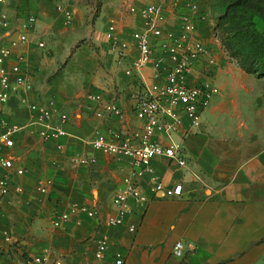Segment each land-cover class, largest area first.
Returning a JSON list of instances; mask_svg holds the SVG:
<instances>
[{
  "label": "crops",
  "instance_id": "crops-1",
  "mask_svg": "<svg viewBox=\"0 0 264 264\" xmlns=\"http://www.w3.org/2000/svg\"><path fill=\"white\" fill-rule=\"evenodd\" d=\"M198 1V31L218 65L201 60L193 77L213 81L220 93L204 111L199 128L192 129L185 118L175 135L184 146L187 164L166 157L153 160L159 179L167 187L182 183L183 195L153 194L150 175H145L140 186L150 196L149 204L143 208L130 199L131 212L119 226L106 221L117 215L114 197L131 170V160L105 153L88 141L143 127L135 111L136 91L141 77L149 82L157 78L152 67L126 74L139 53L132 34L142 27L140 17L129 9L161 5L165 28L174 31L180 30V15L189 10L179 0H102L95 15L88 3L63 0L73 12L68 22L57 0L0 4V13L10 20V30L0 27V47L17 37L31 16L37 17L29 30L30 42L0 61V67L10 71L23 55L22 71L34 83L32 91L22 90L7 103L0 102V119L23 126L14 134L12 147L2 144L9 158L2 170L10 173L13 191L0 196V264H26L45 249L52 252L47 264H116L117 253L123 255V264H264V82L231 61L217 37L207 35L202 27L211 22L210 0ZM113 19L119 36L129 43L122 64L105 35ZM88 93L115 102L122 115L97 116L100 105L87 99ZM49 99L68 114V134L44 141L29 105ZM157 137L168 144L167 136ZM82 158L96 161L83 164ZM19 168L25 169L23 175L17 174ZM45 179L53 182L48 193L38 190ZM73 203L95 210L96 216L81 212L56 227L55 217ZM131 224H136L135 232ZM101 238L109 242L104 259L96 257ZM180 241L185 247L182 257L174 252Z\"/></svg>",
  "mask_w": 264,
  "mask_h": 264
},
{
  "label": "built area",
  "instance_id": "built-area-1",
  "mask_svg": "<svg viewBox=\"0 0 264 264\" xmlns=\"http://www.w3.org/2000/svg\"><path fill=\"white\" fill-rule=\"evenodd\" d=\"M7 1L9 0H0V4ZM179 1L189 10V12L180 15L179 31L165 28L167 16L161 5H132L129 9L132 15L140 17L142 27L132 34L139 53L138 57L126 69V74L141 73L144 68L152 67L156 72L157 80L149 82L143 77L140 78L141 83L135 96V111L137 117L143 122L141 130L133 133L113 131L112 139L99 135L88 141L93 147L105 153L129 157L131 160V170L123 178L122 186L114 197L117 215L106 221L108 226H119L125 223L131 212L130 199H134L143 208L147 207L151 198L143 192L140 186V179L145 175H150L153 194L164 192L169 197L183 195L182 183H178L174 187H167L159 179L152 165L153 160L156 157H166L185 166L187 160L184 146L175 138V135L183 125L185 118L189 120L192 129L199 128L203 121L204 111L211 105L214 96L220 93L219 86L213 81H196L193 77L196 63L201 60L206 61L210 66L218 65L213 49L200 37L198 31L195 15L200 11V3L198 0ZM57 3V9L64 12L68 22H71L73 19L72 10L66 7L63 0H57ZM36 23L37 17L31 16L25 24V29L18 33L17 37L11 39L7 45L0 47V61H4L16 49L30 42L29 30ZM0 27L10 30V20L6 13H0ZM105 35L115 53L117 63L122 64L127 58L129 43L119 36L116 20L110 21ZM155 40H158L159 44ZM39 46L45 47V43L40 42ZM157 47L159 51L156 50ZM222 48L231 61L236 62L229 56L223 44ZM23 59V55L19 56V62L14 64L10 71L0 67V102L3 104L7 103L13 94L22 90L32 91L34 89L32 79L22 71L20 61ZM11 74H14V80ZM86 98L100 105L95 110L99 117H105L108 114L122 115L121 108L113 101H105L101 94L88 93ZM22 102L26 103V100L23 99ZM29 107L34 114L33 123L39 127L38 134L41 139L51 141L68 134L64 125L68 122L69 116L58 107L54 99H49L41 104L34 103ZM22 129V125L0 119V196L2 197L9 196L13 191L10 173L2 170L9 162V158L2 153V144L5 143L12 147L14 134ZM158 134L167 136L168 144L159 140ZM134 140H138L139 144L135 145ZM95 161V158L80 159L83 164ZM24 173L25 169H17L18 175ZM52 184L51 179L42 180L38 190L48 193ZM15 190L20 191L21 188L16 186ZM81 212L90 217L96 216L95 210L89 209L86 205L73 203L68 211L55 217L54 225L61 227L73 215ZM136 230V224H131L130 231L135 232ZM97 244L96 257L104 259L109 246L108 239L101 238ZM177 245L181 247L178 249ZM184 248L183 242H178L174 249L175 255L182 257ZM51 257V250L45 249L39 255L29 257L26 264H47ZM115 262L116 264L124 263L121 253L116 254Z\"/></svg>",
  "mask_w": 264,
  "mask_h": 264
},
{
  "label": "rangeland",
  "instance_id": "rangeland-1",
  "mask_svg": "<svg viewBox=\"0 0 264 264\" xmlns=\"http://www.w3.org/2000/svg\"><path fill=\"white\" fill-rule=\"evenodd\" d=\"M66 2L68 4L70 2L88 3L93 8L92 11L96 15L97 11L101 7L102 0H66ZM235 2H240V5L233 7V11L230 14V17L221 22L220 17L225 14L228 6L234 4ZM248 5H251L248 0H210L211 22L208 25L203 26L202 28H207L206 33L209 37L214 36L216 38L217 35L220 43L223 44V42H225L232 47L231 50L233 52H238L239 46L232 44V39L239 35V33L236 32V30H238L237 28H241L243 25H246L251 15H253V20H255L256 23L259 22V28L264 34V16L259 13L260 9H262L264 5H260L258 6V8L253 5L252 7H254L257 12H255L254 9H251ZM95 15L93 16V18L95 17ZM233 27L237 28L233 30ZM228 30L233 31L228 33ZM239 55L242 57V54L239 53ZM237 64H239V62H237ZM255 76L258 77V75L256 74ZM262 79L264 82V77H262Z\"/></svg>",
  "mask_w": 264,
  "mask_h": 264
},
{
  "label": "trees",
  "instance_id": "trees-1",
  "mask_svg": "<svg viewBox=\"0 0 264 264\" xmlns=\"http://www.w3.org/2000/svg\"><path fill=\"white\" fill-rule=\"evenodd\" d=\"M251 5H248L251 9L253 5L258 8L260 5H264V0H248ZM240 5V2L228 6L224 15L220 17L221 22L230 17L233 11V7ZM255 10V9H254ZM255 12H257L255 10ZM259 13L264 16V7L260 9ZM237 27H233L234 30ZM236 30L239 35L232 39V44L238 45V52H233L232 47L225 42L223 45L228 52L229 56L235 61L239 62L241 68L250 74L258 75V78L264 77V34L259 31L256 26V21L253 20V15L249 18L246 25ZM228 30V33L233 31ZM242 54V57L239 55Z\"/></svg>",
  "mask_w": 264,
  "mask_h": 264
},
{
  "label": "clouds",
  "instance_id": "clouds-1",
  "mask_svg": "<svg viewBox=\"0 0 264 264\" xmlns=\"http://www.w3.org/2000/svg\"><path fill=\"white\" fill-rule=\"evenodd\" d=\"M181 246L180 245H177V248L179 249ZM179 254V253H178Z\"/></svg>",
  "mask_w": 264,
  "mask_h": 264
},
{
  "label": "water",
  "instance_id": "water-1",
  "mask_svg": "<svg viewBox=\"0 0 264 264\" xmlns=\"http://www.w3.org/2000/svg\"><path fill=\"white\" fill-rule=\"evenodd\" d=\"M162 195H164V193H161Z\"/></svg>",
  "mask_w": 264,
  "mask_h": 264
}]
</instances>
